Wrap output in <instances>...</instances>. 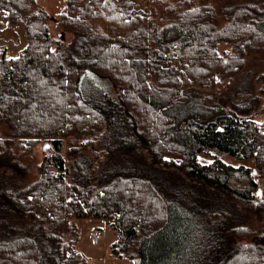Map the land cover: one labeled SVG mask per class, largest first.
I'll return each instance as SVG.
<instances>
[{
    "label": "trees",
    "instance_id": "trees-1",
    "mask_svg": "<svg viewBox=\"0 0 264 264\" xmlns=\"http://www.w3.org/2000/svg\"><path fill=\"white\" fill-rule=\"evenodd\" d=\"M0 9L27 38L16 57L0 44V264H88L80 218L135 264H264V74L244 71L264 57V0H65L69 44L36 0ZM107 79L130 120L114 144L87 96L111 109ZM43 141L30 181L12 147Z\"/></svg>",
    "mask_w": 264,
    "mask_h": 264
},
{
    "label": "rangeland",
    "instance_id": "rangeland-1",
    "mask_svg": "<svg viewBox=\"0 0 264 264\" xmlns=\"http://www.w3.org/2000/svg\"><path fill=\"white\" fill-rule=\"evenodd\" d=\"M36 3L44 7L51 14L49 26L50 29L52 30L51 32L53 33V35L56 36L58 35V33L63 34L61 36H63V40L65 41V43L68 44L71 43L72 40L74 39L73 34L71 33V31L69 32L64 31V29L60 24L61 16L65 8V0H36ZM7 15H8L7 10L0 9V31H3V37L2 39H0V44L6 47L8 56L16 57L20 54L21 50L26 46L27 43V38L25 36V23L24 22L19 23L16 31L10 30L9 29L10 23L7 19ZM248 58L249 59L247 60L246 68L244 71L252 72L253 76H251V78L254 81L257 76H261L264 74V57L261 55H254V56L251 55ZM243 78H244L243 75L238 77L237 84H241ZM103 81L104 83L101 84L104 92L106 93L104 97L110 100L108 102L110 103L111 109H108L106 104H104V108L101 106V104H99V102L104 103V98L102 96L101 99L99 100V96L93 94L92 91L91 92L88 91L87 94L88 98H91L96 102V103L93 102L94 104L101 107L102 109H105L106 113L109 111L108 115H106L105 118L106 121L105 130L100 136L98 134L97 137L94 139L96 142L99 143V141L105 140L106 134L108 135V133L112 132L107 138V142L114 144V141L116 139L113 140L114 136L112 135L115 132L116 127L123 128V124L120 122L121 118L124 119L125 123L130 122V120L128 118L126 119L123 118L121 114H117L118 113L117 109H119L121 103L117 94V90L114 86L110 85L109 83L110 81L108 79ZM261 84L262 81L256 82L255 85L256 91L259 90L260 87L259 85ZM257 120L264 121V112L258 114ZM5 132L6 130H4V133ZM127 134L123 136L124 139H127L129 143L135 141L136 138H133V134L131 132ZM70 140L72 141L73 138L70 137ZM70 140H66V147L64 146V152H66L67 147L69 148ZM45 142L46 141H43L38 146H36L33 149V152L28 156L22 155L21 153L22 150H18L16 144L12 147L19 155L21 154L22 161L29 166L30 173L28 180L30 181H36L39 177L38 166L42 158V155L44 154L42 147ZM134 149L135 147H132V150ZM66 156H68V154H66ZM224 159L227 160L226 156H224ZM203 160L208 161V159L205 158ZM110 161L116 163L117 159L114 156L113 158L111 157L109 159V162ZM7 174H9L8 170H7ZM260 189H264L263 179L260 180ZM254 210L255 208L253 207L251 210L254 212V213L251 212L253 215V219L255 221L253 227L257 228L259 225L258 218L260 217L259 216L260 211L259 210L254 211ZM76 223L79 231V239L78 242L75 244V248L81 251L83 255L86 256L88 264H135V260L133 258H128L125 256H117L112 254L111 246L112 243L118 238V235L116 231L111 229L108 230L109 225L104 219L80 218L76 220ZM105 231L107 232V234L104 233ZM98 232H102L103 234L101 235V238H99L98 242L95 243L92 238V234H96ZM247 240L249 241L251 240V238Z\"/></svg>",
    "mask_w": 264,
    "mask_h": 264
},
{
    "label": "built area",
    "instance_id": "built-area-1",
    "mask_svg": "<svg viewBox=\"0 0 264 264\" xmlns=\"http://www.w3.org/2000/svg\"><path fill=\"white\" fill-rule=\"evenodd\" d=\"M105 233H106V232H105ZM101 235H102L101 232H98V233H96V234H92V238H93V240H94L95 243L98 242L99 238H101Z\"/></svg>",
    "mask_w": 264,
    "mask_h": 264
},
{
    "label": "water",
    "instance_id": "water-1",
    "mask_svg": "<svg viewBox=\"0 0 264 264\" xmlns=\"http://www.w3.org/2000/svg\"><path fill=\"white\" fill-rule=\"evenodd\" d=\"M60 35H62V34H60ZM261 192V190H259V193Z\"/></svg>",
    "mask_w": 264,
    "mask_h": 264
}]
</instances>
